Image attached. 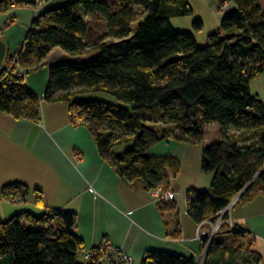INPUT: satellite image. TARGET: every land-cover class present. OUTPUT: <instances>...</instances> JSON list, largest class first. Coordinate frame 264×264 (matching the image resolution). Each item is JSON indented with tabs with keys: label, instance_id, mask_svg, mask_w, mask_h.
<instances>
[{
	"label": "trees",
	"instance_id": "obj_1",
	"mask_svg": "<svg viewBox=\"0 0 264 264\" xmlns=\"http://www.w3.org/2000/svg\"><path fill=\"white\" fill-rule=\"evenodd\" d=\"M47 1L4 0L0 13L9 6L36 7ZM225 3L232 6L222 13L218 30L198 46L194 33L203 27L200 19L192 21L191 31L171 25L172 19L193 14L188 0H71L40 11L19 53V64L33 71L53 49L65 54L48 66L41 100L68 103L73 120L92 135L99 156L119 178L142 190L168 185V173L175 176L179 170L170 153L158 156L150 148L169 140L200 144L202 127L217 124V139L200 152L199 169L211 176L209 186L185 194V212L196 224L214 223L250 182L235 203L264 191V103L249 91L250 81L264 72V9L258 0H218L220 7ZM92 16L103 22L101 34L89 24ZM88 55L86 61L69 60ZM9 56L0 68V112L37 122L40 100L22 77L8 72ZM93 92L128 107L74 100ZM153 108L157 120H146V115L153 117ZM28 193L20 183L0 190L2 199L15 202H23ZM35 204L41 205L39 194ZM75 223L76 215L62 209L40 215L22 211L0 221V264H79L83 242L72 232ZM222 227L229 244L216 237L208 245L200 240L202 249L207 245L201 264L260 263L251 245L241 243L244 231L235 224L233 230ZM87 254V264H102L106 252L99 245ZM140 264L197 261L146 251Z\"/></svg>",
	"mask_w": 264,
	"mask_h": 264
},
{
	"label": "crops",
	"instance_id": "obj_2",
	"mask_svg": "<svg viewBox=\"0 0 264 264\" xmlns=\"http://www.w3.org/2000/svg\"><path fill=\"white\" fill-rule=\"evenodd\" d=\"M68 1L71 0H49L42 4V9H52ZM32 17L33 8L28 6H9L0 14V39L6 43L7 55L15 53L23 44ZM64 55L53 49L43 60V66L24 80L26 89L40 100L37 122L15 119L0 112V190L11 183L29 188L28 195L20 202H26L28 209L19 206L11 214L29 210L40 215L48 209L74 213L76 223L72 232L82 240L84 256L100 245L105 248L106 264L111 263L107 256L112 252L127 254L131 256V264H140L146 251L191 257L198 264L205 247L202 249V239L195 237L198 224L185 212V194L188 189L206 190L211 176L207 174L203 187L187 181L178 189L182 193L170 182L169 188L176 195L171 203H157L153 190H142L119 178L110 164L99 156L87 128L74 124L68 103L41 100L48 66ZM209 125H214L218 134V125ZM167 143L179 146L185 142L169 140ZM199 163L200 157L197 165L194 163L190 182L194 175L199 178V173L203 174ZM179 174L180 164L172 180L176 182ZM171 175L168 173V180ZM254 192L249 201L236 202L232 206L229 220L245 232L241 243L251 245L260 256L259 264H264V191ZM37 194L41 205L35 204ZM3 203L0 194V214ZM206 222H202V227L205 228ZM217 239L224 242L228 235L220 233Z\"/></svg>",
	"mask_w": 264,
	"mask_h": 264
},
{
	"label": "rangeland",
	"instance_id": "obj_3",
	"mask_svg": "<svg viewBox=\"0 0 264 264\" xmlns=\"http://www.w3.org/2000/svg\"><path fill=\"white\" fill-rule=\"evenodd\" d=\"M188 3L192 7L193 14L191 16H188V17L174 18L171 20V25L176 31H191L192 30V26H191L192 21L194 19H200L202 24H203V27L199 32L194 33V37H195V41H196L198 46H204L207 42V36L218 30L220 17L222 15V13H224L227 10V8L230 9L232 5H231V3H225L223 6L220 7L218 5V0H188ZM258 4L261 8L264 9V0H258ZM32 8H33L32 21H33L39 15L40 11L42 10V6L37 7V8H34V7H32ZM4 12H2L0 14H3ZM88 20H89V24L96 31L97 35L104 32V25H103V22L101 21V19H97L95 16H92V17H89ZM19 48H18V50H19ZM91 57L92 56L88 55V56L80 57L78 59L70 58L69 60H71V61H75V60L86 61ZM10 67H11L10 57H8V65H7L8 70L10 69L11 73H14V74L17 73L16 70H14L13 68H10ZM34 71L32 70L30 72H26L25 76L23 77V80H25V78L28 75L32 74ZM249 91L252 95H255L257 98H259L264 103V73L259 74L258 76H256L255 78H253L250 81ZM80 99L81 100H93V101H98V102H105V103H109L112 105H116L118 107H124V108L128 107L122 103L117 102L112 96L107 95L105 93H101V92L85 93V94H80V95H77L76 97H74V100H80ZM156 111H157V109L153 108V117L146 115L145 116L146 118L145 117L144 118L146 120H157L154 116V113ZM148 112L149 113H146V114L151 113V111H148ZM151 122H153V121H151ZM153 125L155 127H157L156 123H153ZM202 132H203V139L200 142V144L189 145L190 143L189 144L183 143L182 145L175 146L173 143L170 144V143L166 142V143H161L159 145H156L153 148H151V150H150L153 152V154H156V155H164V154L170 153L172 156L174 155L175 158L177 159L178 163L180 164V174H179L178 178L176 179V182L172 180V178H173L172 175L169 176V183L171 182L172 186L176 189L177 192L182 193L181 190H178V189H180L182 187V185H184V183H187V181H189V184L196 182L201 187H203V185L205 184V180L207 179V174H200L199 173V178L195 177V175H194L191 182H190L189 178L192 177V174L194 172L193 171L194 163L196 162V165H197V160L200 157V151H201L202 146L207 145L211 141L216 140L218 137V134L216 133L217 131H216L214 125L203 126ZM169 183H168V185H161L162 186L161 189L164 192L165 191L168 192V190H171L169 188ZM3 200L5 201V203H3V206L1 207V208H3V213H2L3 215L0 214V221H5L6 219H8L12 215L11 213H13V211L15 209H19L18 208L19 206L22 209H28V207H29V205L26 204V202L20 203V202H15L14 200H11V201H8L5 199H3ZM27 211H29V210H27ZM229 213H230V211H227L228 218L226 220L221 219L220 227L217 229V232H216L217 234H214L213 237L217 238L218 234H220V233L225 234V231L227 230V228L224 229L222 226L228 227L227 222H229V223L231 222L229 220ZM216 221H217V219H216ZM205 224H206L205 228L202 227V225H201L198 232L199 233L204 232L205 233L204 239H206L207 242L209 239V243H210V241L213 239V237L211 236V238H209L208 234L211 232V224L212 223L207 221ZM196 229H197V227H196ZM196 229H195V237H196ZM228 230H229V227H228ZM229 241H230V239L228 237V239H225L224 243L229 244ZM86 261L87 260L84 256V254H82L78 257V262L85 264ZM102 264H106L104 261V258H103Z\"/></svg>",
	"mask_w": 264,
	"mask_h": 264
},
{
	"label": "built area",
	"instance_id": "obj_4",
	"mask_svg": "<svg viewBox=\"0 0 264 264\" xmlns=\"http://www.w3.org/2000/svg\"><path fill=\"white\" fill-rule=\"evenodd\" d=\"M41 6H42V4H39L34 8L41 7ZM22 51H23V49H22V45H21L19 50L17 52L13 53L12 55H10L9 57H10V64H11L10 68H13L14 70H16L17 73H15V75L23 78L25 76V73L32 71V69L29 67H23L19 64V53ZM10 71L11 70L9 69L8 72H10ZM74 124L79 125V124H81V122L78 120H75ZM161 187L162 186L153 190V196L155 198V201L157 203H159V202L160 203H162V202L163 203H169V202L173 201L175 199V196H176L175 193L173 192V190H168V192L167 191L164 192L161 189ZM235 201H236V199L234 198L229 203V205L226 206L218 214L217 221L211 224V232L208 234L209 238H211V236L213 237L214 234H217L216 232H217V229L220 227L221 219L223 220V217L225 214H227V211L231 210ZM227 223H228L229 230H233V224L231 222L230 223L227 222ZM201 224L202 223L197 225L196 237L204 239L205 233L204 232H200V233L198 232ZM208 243H209V239H208L207 245H208ZM87 256H88V254L85 255L86 258H87ZM107 257H108L109 261L111 262V264H131V260H132L131 256H129L127 254H120L117 252L109 253Z\"/></svg>",
	"mask_w": 264,
	"mask_h": 264
},
{
	"label": "water",
	"instance_id": "obj_5",
	"mask_svg": "<svg viewBox=\"0 0 264 264\" xmlns=\"http://www.w3.org/2000/svg\"><path fill=\"white\" fill-rule=\"evenodd\" d=\"M3 1H4V0H0V3H2ZM6 56H7V46H6V43H5L4 40L0 39V68L3 67V62H4L5 58H6ZM259 173H260V172H259ZM259 173H258V174H259ZM250 184H251V182L245 186V188L242 190V192H243L244 190H246V189L250 186ZM242 192H241V193H242ZM241 193H240V194H241ZM240 194H238V195L235 197V199H237V198L240 196ZM206 248H207V246L205 247L204 253H205V251H206ZM202 258H203V257H202ZM202 258H201V260H202ZM201 260L199 261L198 264L201 263Z\"/></svg>",
	"mask_w": 264,
	"mask_h": 264
}]
</instances>
